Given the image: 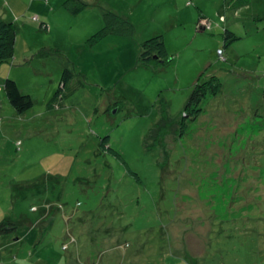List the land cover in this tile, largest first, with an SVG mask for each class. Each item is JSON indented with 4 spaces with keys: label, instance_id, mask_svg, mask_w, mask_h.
<instances>
[{
    "label": "rangeland",
    "instance_id": "obj_1",
    "mask_svg": "<svg viewBox=\"0 0 264 264\" xmlns=\"http://www.w3.org/2000/svg\"><path fill=\"white\" fill-rule=\"evenodd\" d=\"M83 1L0 0V264H264V0ZM109 11L134 32L92 44ZM159 35L171 60L141 62Z\"/></svg>",
    "mask_w": 264,
    "mask_h": 264
},
{
    "label": "trees",
    "instance_id": "obj_2",
    "mask_svg": "<svg viewBox=\"0 0 264 264\" xmlns=\"http://www.w3.org/2000/svg\"><path fill=\"white\" fill-rule=\"evenodd\" d=\"M68 6L74 14L82 12L88 4L83 0H68ZM125 23L127 25L126 30H120L121 25ZM120 25V26H119ZM134 26L126 19L112 13L111 11L104 14V25L91 37L90 42L96 44L105 38L107 35L115 33H133ZM225 36L229 42L234 40L235 34L229 30L225 31ZM16 42V30L13 22H7L0 17V61L10 60L14 56V48ZM143 51L140 54L139 60L146 64L166 63L171 59L166 57V47L162 40V36H154L147 39L142 44ZM168 58V59H167ZM74 75L69 69H64L56 90L52 102L62 99L67 92H70L74 88L75 81ZM72 83V84H71ZM4 90L9 104L19 113L23 114L33 106V99L30 94L23 93L18 83L11 77H8L4 81ZM206 90L211 91L215 95L220 90V83L210 82L209 84H198L190 96L187 103V108H191V113L199 111V104L205 97ZM167 117V116H165ZM17 228V225L11 223L9 220L0 222V235L6 232H11Z\"/></svg>",
    "mask_w": 264,
    "mask_h": 264
},
{
    "label": "built area",
    "instance_id": "obj_3",
    "mask_svg": "<svg viewBox=\"0 0 264 264\" xmlns=\"http://www.w3.org/2000/svg\"><path fill=\"white\" fill-rule=\"evenodd\" d=\"M221 53V52H220Z\"/></svg>",
    "mask_w": 264,
    "mask_h": 264
},
{
    "label": "crops",
    "instance_id": "obj_4",
    "mask_svg": "<svg viewBox=\"0 0 264 264\" xmlns=\"http://www.w3.org/2000/svg\"><path fill=\"white\" fill-rule=\"evenodd\" d=\"M86 1V0H85Z\"/></svg>",
    "mask_w": 264,
    "mask_h": 264
}]
</instances>
